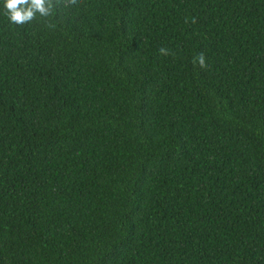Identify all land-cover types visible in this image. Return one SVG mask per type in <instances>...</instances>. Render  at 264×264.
Listing matches in <instances>:
<instances>
[{
	"label": "trees",
	"instance_id": "16d2710c",
	"mask_svg": "<svg viewBox=\"0 0 264 264\" xmlns=\"http://www.w3.org/2000/svg\"><path fill=\"white\" fill-rule=\"evenodd\" d=\"M3 3L0 264H264V0Z\"/></svg>",
	"mask_w": 264,
	"mask_h": 264
},
{
	"label": "clouds",
	"instance_id": "9594fccd",
	"mask_svg": "<svg viewBox=\"0 0 264 264\" xmlns=\"http://www.w3.org/2000/svg\"><path fill=\"white\" fill-rule=\"evenodd\" d=\"M79 0H4L3 8L10 23L15 25H23L33 21L37 15L42 18H48L53 15V12L61 5L77 6ZM187 22V21H186ZM192 22H195L193 18ZM49 29H54V23H47L45 25ZM159 53L162 56L173 55V53L166 47L159 48ZM192 63L201 69L207 67L204 53H197Z\"/></svg>",
	"mask_w": 264,
	"mask_h": 264
}]
</instances>
